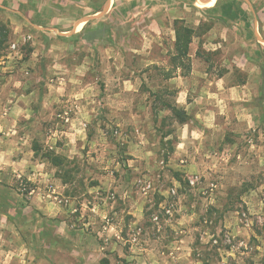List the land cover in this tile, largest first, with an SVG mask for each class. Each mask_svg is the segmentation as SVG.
<instances>
[{"label": "rangeland", "instance_id": "rangeland-1", "mask_svg": "<svg viewBox=\"0 0 264 264\" xmlns=\"http://www.w3.org/2000/svg\"><path fill=\"white\" fill-rule=\"evenodd\" d=\"M76 1L0 0V264H264V0Z\"/></svg>", "mask_w": 264, "mask_h": 264}, {"label": "trees", "instance_id": "trees-1", "mask_svg": "<svg viewBox=\"0 0 264 264\" xmlns=\"http://www.w3.org/2000/svg\"><path fill=\"white\" fill-rule=\"evenodd\" d=\"M221 0H218L217 4L220 3ZM175 51L172 55L171 62L173 64V69L170 70L167 74L168 78H172L176 71L181 69L183 71V75L187 76L192 71V60H191V44L194 41V38L197 36V30L189 25H187L184 19H177L175 21ZM8 39V35L5 34L4 37L0 40V56L2 55V51L4 50V45L6 40ZM169 108L173 111V113L178 117V119L185 123L188 121V113L183 108H179L177 105H169ZM34 150L36 153H39L40 148L38 143L35 142ZM48 157H50L55 163H63L62 157L55 154L53 151L47 152Z\"/></svg>", "mask_w": 264, "mask_h": 264}, {"label": "crops", "instance_id": "crops-1", "mask_svg": "<svg viewBox=\"0 0 264 264\" xmlns=\"http://www.w3.org/2000/svg\"><path fill=\"white\" fill-rule=\"evenodd\" d=\"M76 1V0H73ZM79 5H83L87 6V0H80V1H76ZM66 19L68 21H74L75 18L73 16H71V14L69 16H66ZM78 22V21H76ZM79 22H82L81 20H79ZM176 40V37H174ZM193 74L196 73L195 70H193L192 72ZM176 75V74H175ZM182 75V74H180ZM247 86L245 85H235L232 88H237L239 89V93H241L243 91V88ZM241 91V92H240ZM236 95V94H235ZM221 100V102H224V104H227V111H230L231 109L237 108L238 112H241L239 114V118L246 116L248 113H244L241 111L242 108V102L243 101H247L246 98H219ZM181 101V102H180ZM212 102V101H211ZM208 98H194V101H188L186 100L185 102H182V100L178 101V107L179 108H183L184 110L187 111L188 115H192L193 113L195 114V117H204V118H210L214 113H218V110L213 109L212 107H210V103H211ZM196 108H200V110H196ZM229 116V115H228Z\"/></svg>", "mask_w": 264, "mask_h": 264}, {"label": "water", "instance_id": "water-1", "mask_svg": "<svg viewBox=\"0 0 264 264\" xmlns=\"http://www.w3.org/2000/svg\"><path fill=\"white\" fill-rule=\"evenodd\" d=\"M212 1V0H211Z\"/></svg>", "mask_w": 264, "mask_h": 264}]
</instances>
